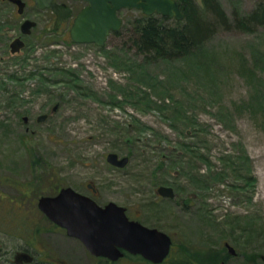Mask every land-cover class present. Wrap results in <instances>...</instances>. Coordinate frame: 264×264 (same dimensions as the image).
I'll return each instance as SVG.
<instances>
[{
	"label": "rangeland",
	"instance_id": "obj_1",
	"mask_svg": "<svg viewBox=\"0 0 264 264\" xmlns=\"http://www.w3.org/2000/svg\"><path fill=\"white\" fill-rule=\"evenodd\" d=\"M217 1L232 20L260 0ZM7 4L0 264H19L20 253L35 264H149L95 257L39 209L42 196L67 187L85 193L88 183L101 205L125 207L131 220L172 238L166 264H263L264 26L220 30L190 57L147 61L129 39L141 11L122 9L121 34L104 47L58 38L41 13L25 49L12 54L21 20ZM110 153L129 157L128 166H111ZM160 186L175 198L159 196Z\"/></svg>",
	"mask_w": 264,
	"mask_h": 264
},
{
	"label": "water",
	"instance_id": "obj_2",
	"mask_svg": "<svg viewBox=\"0 0 264 264\" xmlns=\"http://www.w3.org/2000/svg\"><path fill=\"white\" fill-rule=\"evenodd\" d=\"M39 7L64 11L63 19L71 15L70 9L50 3L51 0H35ZM88 4L75 18L71 37L77 44H95L104 47L112 33L119 32L123 20L118 13L122 9L138 10L147 16L161 15L183 20L184 15L178 0H76ZM23 10V3L16 1ZM60 20H58L59 22ZM35 23L26 21L23 33L30 34ZM25 47L20 39L11 44L12 54H17ZM58 107V106H57ZM55 106L54 110L57 109ZM47 115L40 116L43 122ZM107 162L116 168L128 166L129 157H120L116 153L107 155ZM158 195L163 198H175L170 186H160ZM41 212L54 224L65 229L69 237L79 239L86 249L95 257L116 262L125 254L141 256L153 264H162L170 256L173 246L172 238L157 228H150L127 216V209L110 202L104 207L92 198L85 196L71 187L61 189L54 196H42L38 200ZM235 255L234 248L226 245ZM28 256V255H27ZM264 264V255L261 257ZM28 261V260H27Z\"/></svg>",
	"mask_w": 264,
	"mask_h": 264
},
{
	"label": "trees",
	"instance_id": "obj_3",
	"mask_svg": "<svg viewBox=\"0 0 264 264\" xmlns=\"http://www.w3.org/2000/svg\"><path fill=\"white\" fill-rule=\"evenodd\" d=\"M178 1L184 15L181 21L156 14L147 16L140 12L139 17L130 22V42L136 52L147 61L190 57L220 30L237 29L252 33L264 26V0H260L250 13L238 12L232 20L217 0H200V3L198 0ZM257 61L255 60L254 66ZM135 257L141 258L125 255V258ZM147 263L151 264L149 261Z\"/></svg>",
	"mask_w": 264,
	"mask_h": 264
},
{
	"label": "flooded vegetation",
	"instance_id": "obj_4",
	"mask_svg": "<svg viewBox=\"0 0 264 264\" xmlns=\"http://www.w3.org/2000/svg\"><path fill=\"white\" fill-rule=\"evenodd\" d=\"M16 1L17 0H0V6L5 5V4L8 5L7 3H9V6H13L15 8L14 9V10H16L15 13L18 16V18H20V20H21V26H20L21 33L18 34L17 36H15L13 38L12 43L15 40H17V39H20L21 41H23L25 43V47H26L25 37L28 36V35H31L32 31H31L30 34L25 35L23 33L22 26H23V24L26 21H31V22H34L36 24L35 25V27H36L38 25V21H36V19H37L36 16H38L41 13H45V14H48L49 13L50 14V16L48 18V22H50V21L53 20V34H55L58 38H61V39L65 40V41L69 40L68 42H70V41L73 42L72 37H71V29H72L74 20H75L76 16L84 8H86L88 6V4L85 3V2H83V1H76V0H51L50 1L51 4L54 3V4L58 5V6H62L64 8H67L68 7L70 9L71 15L67 19L64 20L63 19V14H64V11L63 10H61L60 13H57L53 9V7H47V8H41V7H39L35 0H20L23 3V10H22V12H20V6H19V4ZM77 6H80V9H77L78 11L76 12V7ZM28 11L30 12V15L27 14ZM33 18H36V19L34 20ZM58 20H60V21L58 22ZM11 44H10V47H11ZM25 47L23 49H25ZM86 188H87V192H85V193L79 192V193H81V194H83L85 196H88V197L92 198L100 206L104 207L105 205H101L98 202V199H97V193H98V191L94 187V185L92 183H88L86 185ZM61 189H63V188H61ZM58 192H57V194H58ZM49 222H51V221L49 220ZM51 223L56 228L61 229V230L63 229V228L57 226L56 224H54L53 222H51ZM63 230H65V229H63ZM71 238H73V237H71ZM73 239L74 240H79L77 238H73ZM36 240H41V239H36ZM28 254L29 253H25V254L24 253H20V254L17 255L16 259L19 262V264H35V263H38V260L35 257H33L32 258V261L28 263L27 260H30V258L27 256ZM24 260L26 261L25 263L22 262ZM165 262H167V261H165Z\"/></svg>",
	"mask_w": 264,
	"mask_h": 264
},
{
	"label": "bare ground",
	"instance_id": "obj_5",
	"mask_svg": "<svg viewBox=\"0 0 264 264\" xmlns=\"http://www.w3.org/2000/svg\"><path fill=\"white\" fill-rule=\"evenodd\" d=\"M28 257L30 258V260H28V263H29V262L32 261V258H33L34 256H31L30 254H28ZM123 258H125V256H124ZM123 258H121L120 260H122ZM104 259H105V258H104ZM106 260H108V259H106ZM120 260H118V261H120ZM108 261H110V260H108ZM118 261H116V262H112V261H110V262H111V263H117Z\"/></svg>",
	"mask_w": 264,
	"mask_h": 264
}]
</instances>
